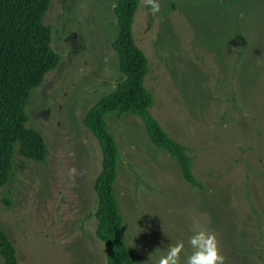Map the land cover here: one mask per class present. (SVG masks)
<instances>
[{
    "label": "rangeland",
    "instance_id": "1",
    "mask_svg": "<svg viewBox=\"0 0 264 264\" xmlns=\"http://www.w3.org/2000/svg\"><path fill=\"white\" fill-rule=\"evenodd\" d=\"M115 1L51 0L45 13L59 63L25 110L48 154L34 161L16 144L0 188V224L18 264H107L94 232L101 150L83 119L120 78ZM159 2L153 15L141 0L133 21L150 68V111L186 147L204 189L182 178L138 117L106 114L120 150L114 189L131 258L152 264L150 255L184 240L183 259L191 230L202 226L224 264H264V0Z\"/></svg>",
    "mask_w": 264,
    "mask_h": 264
},
{
    "label": "trees",
    "instance_id": "2",
    "mask_svg": "<svg viewBox=\"0 0 264 264\" xmlns=\"http://www.w3.org/2000/svg\"><path fill=\"white\" fill-rule=\"evenodd\" d=\"M51 0H0V188L13 172V154L18 144L22 155L43 161L48 149L42 135L27 126L26 102L31 89L59 63L51 48L52 27L44 21ZM141 0H116L113 6L118 33L111 47L117 55L120 78L115 89L101 96L85 113L83 124L97 140L101 166L93 189L95 235L105 245L107 264H137L122 234V214L114 182L120 159L119 147L107 127L105 115L130 113L145 126L151 143L174 159L182 178L204 189L191 170L186 147L171 138L150 111L152 93L145 86L148 59L137 45L133 21ZM0 256L3 264H18L15 245L0 224Z\"/></svg>",
    "mask_w": 264,
    "mask_h": 264
},
{
    "label": "clouds",
    "instance_id": "3",
    "mask_svg": "<svg viewBox=\"0 0 264 264\" xmlns=\"http://www.w3.org/2000/svg\"><path fill=\"white\" fill-rule=\"evenodd\" d=\"M153 15L161 11L159 0H144ZM187 244L191 252L182 259V253L185 251V241L179 240L176 243H168L163 255H157L149 259L152 264H224V256L219 251L218 241L213 232L204 227H198L191 230L187 237Z\"/></svg>",
    "mask_w": 264,
    "mask_h": 264
}]
</instances>
